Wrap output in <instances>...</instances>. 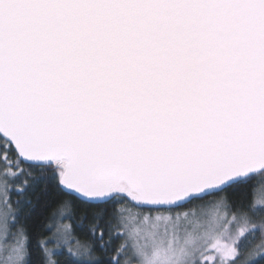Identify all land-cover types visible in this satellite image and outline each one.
I'll use <instances>...</instances> for the list:
<instances>
[{
	"label": "snow or ice",
	"instance_id": "snow-or-ice-1",
	"mask_svg": "<svg viewBox=\"0 0 264 264\" xmlns=\"http://www.w3.org/2000/svg\"><path fill=\"white\" fill-rule=\"evenodd\" d=\"M0 264H264V0H0Z\"/></svg>",
	"mask_w": 264,
	"mask_h": 264
},
{
	"label": "trees",
	"instance_id": "trees-1",
	"mask_svg": "<svg viewBox=\"0 0 264 264\" xmlns=\"http://www.w3.org/2000/svg\"><path fill=\"white\" fill-rule=\"evenodd\" d=\"M12 199H13V202H14V201H15V199H16V197H15V196H13V197H12Z\"/></svg>",
	"mask_w": 264,
	"mask_h": 264
}]
</instances>
